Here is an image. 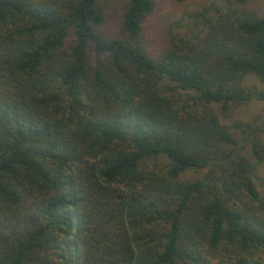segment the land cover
<instances>
[{"label": "trees", "instance_id": "1", "mask_svg": "<svg viewBox=\"0 0 264 264\" xmlns=\"http://www.w3.org/2000/svg\"><path fill=\"white\" fill-rule=\"evenodd\" d=\"M99 2L0 0V264H264V119L220 116L264 102V12L206 0L150 49L154 0L113 32Z\"/></svg>", "mask_w": 264, "mask_h": 264}, {"label": "rangeland", "instance_id": "2", "mask_svg": "<svg viewBox=\"0 0 264 264\" xmlns=\"http://www.w3.org/2000/svg\"><path fill=\"white\" fill-rule=\"evenodd\" d=\"M154 9L149 14L145 23V36L150 49L156 48L163 41V37L168 29L174 27V20L184 11L196 9L206 0H154ZM122 0H100L99 4L104 13V22L100 28L102 31L113 32L118 25ZM250 4L264 12V0H250ZM241 83L246 88H259L263 84L256 76L246 73L241 77ZM264 119V102L256 98H250L239 104H231L226 115H220L221 120L231 123L234 119L251 120L254 116ZM159 163H164L161 159ZM259 175V187L264 189V159L257 168ZM182 178L202 176L201 171L185 170Z\"/></svg>", "mask_w": 264, "mask_h": 264}]
</instances>
